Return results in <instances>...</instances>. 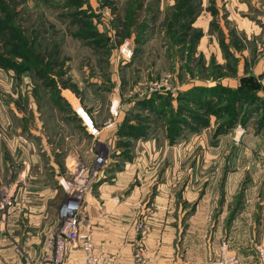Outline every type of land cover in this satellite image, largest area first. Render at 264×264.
<instances>
[{
	"label": "rangeland",
	"instance_id": "obj_1",
	"mask_svg": "<svg viewBox=\"0 0 264 264\" xmlns=\"http://www.w3.org/2000/svg\"><path fill=\"white\" fill-rule=\"evenodd\" d=\"M183 1L0 3V72L18 78L0 98L19 107L26 139L31 108L40 113L30 148L19 145L17 162L0 173V262L43 258L75 193L81 229L104 264L148 263V236L163 231L171 232L168 264H209L224 248L243 264L257 260L264 0ZM6 24L18 45L4 43ZM80 105L96 132L76 114ZM126 168L125 187H111ZM130 195L117 221L114 208Z\"/></svg>",
	"mask_w": 264,
	"mask_h": 264
},
{
	"label": "built area",
	"instance_id": "obj_2",
	"mask_svg": "<svg viewBox=\"0 0 264 264\" xmlns=\"http://www.w3.org/2000/svg\"><path fill=\"white\" fill-rule=\"evenodd\" d=\"M122 50L127 51L128 49L126 46H122ZM75 112L88 129L96 132L91 114L83 106L76 107ZM104 159L102 156L96 157L97 164L102 165ZM77 199H79V196L75 193L71 196L69 202L61 207V213L65 218L63 232L55 238L51 250L43 258L31 261L28 256H25L24 258L3 261L0 264H77L75 252L81 254L83 258L82 264H104L95 251L91 231L81 229L84 226V219L82 216H79L82 207L80 206V201ZM73 205L75 207L71 208ZM136 264L146 263L140 260ZM209 264L243 263L240 262L236 254L229 251L228 248H224L221 254L217 258L212 259ZM248 264H264V244L258 247L257 260Z\"/></svg>",
	"mask_w": 264,
	"mask_h": 264
},
{
	"label": "crops",
	"instance_id": "obj_3",
	"mask_svg": "<svg viewBox=\"0 0 264 264\" xmlns=\"http://www.w3.org/2000/svg\"><path fill=\"white\" fill-rule=\"evenodd\" d=\"M3 73L5 76H4V78L0 77V85H1L0 90L1 91L11 90V86L13 84L12 81H14V83L15 82L18 83V78H15L16 76H13L10 72H6V71L0 72V75H3ZM8 73H10L12 76ZM19 77L21 78L19 87L23 88V84L26 83L28 78L26 76H24L23 74H21ZM3 88H4V90H3ZM15 92L17 95L18 87L16 88ZM4 96H7V95H4ZM8 99L3 103L1 98H0V125H1V127H3L0 130H3V129L5 130V134L3 136L4 140L0 141V173L3 170V168L4 169L7 168V165H10L11 163L13 164V163L17 162V155H18L19 151H21V148H19V145H21L22 150H26L27 148H30L29 145H31V143H32V141L30 139H31L33 133L38 134L36 132V130L40 128L39 126L34 125V123L36 122V117L40 118V116H39L40 113L38 110H33V107H32L31 111L33 113H37L36 116L34 114H32V116H35L34 117L35 119H33L31 126L27 125L30 127L32 135L28 139L24 138V136H23L24 132L22 131V133H20L21 130L23 129L22 125L19 124L18 120L16 121L14 119V117H16L17 119H21V111H19L18 106L12 107L13 101H12V99L10 101ZM30 105H31V103L29 102V107H30ZM12 113H14V115H12ZM39 121H40V119H39ZM15 149H16V151L18 150L17 153L13 152V150H15ZM8 155L13 156V158L8 157ZM130 174H131V168H126L124 170L119 171L118 177H117L115 183L111 187L116 186L119 188H124L130 179ZM141 188H142V186H138L136 189L132 190V194H139ZM132 196L133 195H130L127 197L125 196V198L121 202H119L118 205L115 206L114 213H115V217L117 218V221H121L122 219H124V217H121V214L126 213V211L128 210V207H129L130 202H131L130 198ZM159 200H161V199H159ZM86 205L91 207V205H89L88 203ZM91 208H93V207H91ZM92 219L94 221H99L98 219H94V217ZM165 227H168V226L165 225ZM153 235L154 236H152L150 233L148 236V241H149L148 246L151 248L149 255H151V256L149 257V259H147L148 263L146 262V264H153L151 261H155L156 263H154V264H168V263H166L167 262L166 260L170 259V257H168V252L166 250H167L168 245L171 244L170 243L171 242L170 241L171 232L169 233L168 231H163L160 233V235H158V234H153ZM261 238H263V243H264V235ZM93 242H94V238H93ZM152 248L154 250H152ZM242 257H244V256H242ZM123 258L124 257H121L119 260H122ZM162 261L164 263H161ZM250 263H252V262H250Z\"/></svg>",
	"mask_w": 264,
	"mask_h": 264
},
{
	"label": "trees",
	"instance_id": "obj_4",
	"mask_svg": "<svg viewBox=\"0 0 264 264\" xmlns=\"http://www.w3.org/2000/svg\"><path fill=\"white\" fill-rule=\"evenodd\" d=\"M0 3L3 4V6H4V5L6 6V2H5V0H3V1L0 0ZM182 3H183V5H185V4L187 3V0H184ZM187 5H189V3H187L185 6H187ZM11 22H14V20L11 19V20H10V23H11ZM182 22H183V21H182ZM6 25H7V26H6V27H7V31H9V32H8V36L6 37L7 39H6V38L4 39V43H5L6 45L9 44V45H11V46H13V45H18V44H16V43L14 44V43L9 39V37H10L11 35H13V34H12L13 32H12V28H11L10 24H6ZM182 26H183V25H182ZM19 37H20V38H23L22 36H19ZM12 38H15V39H16L17 37H16V36H15V37L12 36ZM22 68H23V67H22ZM22 68H21V70H22ZM23 70H25V69H23Z\"/></svg>",
	"mask_w": 264,
	"mask_h": 264
},
{
	"label": "bare ground",
	"instance_id": "obj_5",
	"mask_svg": "<svg viewBox=\"0 0 264 264\" xmlns=\"http://www.w3.org/2000/svg\"><path fill=\"white\" fill-rule=\"evenodd\" d=\"M75 206L73 205V206H71V208H74Z\"/></svg>",
	"mask_w": 264,
	"mask_h": 264
}]
</instances>
